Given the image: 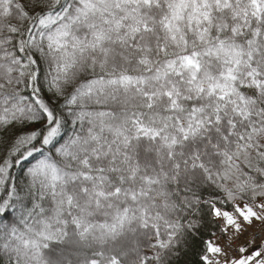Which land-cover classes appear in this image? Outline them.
Listing matches in <instances>:
<instances>
[{
    "label": "trees",
    "instance_id": "1",
    "mask_svg": "<svg viewBox=\"0 0 264 264\" xmlns=\"http://www.w3.org/2000/svg\"><path fill=\"white\" fill-rule=\"evenodd\" d=\"M259 201L264 0H0V264H205Z\"/></svg>",
    "mask_w": 264,
    "mask_h": 264
},
{
    "label": "built area",
    "instance_id": "2",
    "mask_svg": "<svg viewBox=\"0 0 264 264\" xmlns=\"http://www.w3.org/2000/svg\"><path fill=\"white\" fill-rule=\"evenodd\" d=\"M261 241H264V221L246 226L241 231H227L218 238L220 252L214 258L213 264H235L247 249Z\"/></svg>",
    "mask_w": 264,
    "mask_h": 264
},
{
    "label": "crops",
    "instance_id": "3",
    "mask_svg": "<svg viewBox=\"0 0 264 264\" xmlns=\"http://www.w3.org/2000/svg\"><path fill=\"white\" fill-rule=\"evenodd\" d=\"M237 214H232L226 212L224 210H219L217 208L214 209V215L216 216L217 220L220 222L222 226L223 232L228 230L241 229L245 226V224L249 225V222L255 220V218H259L262 213L261 210L258 208H252L247 204H239L237 205ZM263 217V215L261 216ZM218 237L212 239V241L208 245V254L204 258L205 262H212V258L216 253L219 251V243L217 242ZM244 259H241V262ZM238 262V263H239ZM227 264V263H224Z\"/></svg>",
    "mask_w": 264,
    "mask_h": 264
},
{
    "label": "rangeland",
    "instance_id": "4",
    "mask_svg": "<svg viewBox=\"0 0 264 264\" xmlns=\"http://www.w3.org/2000/svg\"><path fill=\"white\" fill-rule=\"evenodd\" d=\"M55 133H56L55 130L52 129L50 131V133H49V135H51L50 138L53 137ZM257 204L255 205L256 206L255 208H258V209L261 210V213H262L263 217H261L262 216L261 215L259 218H255V220H253L252 222H249V225H251V224L253 225V224H256V223H261V222L264 221V201H259ZM237 212H238V210H237ZM249 225L245 224L244 227L249 226ZM244 227L241 228V229H237V230L241 231V230L244 229ZM260 255H261V252L258 249L256 252H253L250 255L246 256V259L241 264H264V263H260L259 262Z\"/></svg>",
    "mask_w": 264,
    "mask_h": 264
}]
</instances>
